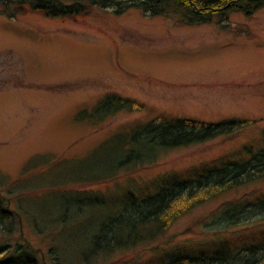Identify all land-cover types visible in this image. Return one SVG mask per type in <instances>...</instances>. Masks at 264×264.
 Here are the masks:
<instances>
[{
	"label": "rangeland",
	"instance_id": "obj_1",
	"mask_svg": "<svg viewBox=\"0 0 264 264\" xmlns=\"http://www.w3.org/2000/svg\"><path fill=\"white\" fill-rule=\"evenodd\" d=\"M223 22L185 24L171 14H143L133 7L119 14L94 8L69 17L29 9L0 14V173L10 179L3 192L22 177L17 186L39 188L20 195L19 202L27 214L49 225L64 198L87 197L75 192L81 188L103 190L98 198L104 204L85 200L79 221L55 234L60 264H75L82 257L97 227L130 190L145 189L168 170L197 173L202 162L246 158L264 146V6L249 16L232 12ZM107 91L140 100L144 107L95 116ZM160 114L249 122L158 151L146 139L125 147L133 125L156 121ZM126 155L135 163L116 171ZM26 163L37 168L25 172ZM260 188L264 179L223 190L202 185L189 198L202 200L160 237L101 256L95 264L123 259L153 264L165 260V249L167 258L170 250L198 253L208 249L204 246L212 238L240 237L246 228L252 236H264V225L253 227L252 220L242 229V224L219 228L225 224L218 216L221 208ZM23 228L38 264H56L52 239L25 221Z\"/></svg>",
	"mask_w": 264,
	"mask_h": 264
},
{
	"label": "trees",
	"instance_id": "obj_2",
	"mask_svg": "<svg viewBox=\"0 0 264 264\" xmlns=\"http://www.w3.org/2000/svg\"><path fill=\"white\" fill-rule=\"evenodd\" d=\"M263 6L264 0H0V14L10 16L29 9L49 17H69L86 15L94 8H110L113 13L119 14L133 7L143 14H171L185 24L214 21L220 26H225L223 21L228 20L230 13L241 12L249 16ZM143 107L144 103L140 100L107 91L95 107V116L99 112L100 116L119 109L132 110ZM158 117L156 121L150 119L133 125L131 138H128L125 147H130L131 143L137 141L136 139H146L155 143L158 151L159 147L203 141L240 128L249 122L247 118L238 117L217 121L174 114H160ZM96 119H93V122ZM154 157L149 160H153ZM128 159L126 155L120 160L116 171L127 164L135 163L133 161L129 163ZM27 165L28 163L24 167L25 172L37 168ZM199 165H203V170L197 173L168 170L152 178L145 189L130 190L114 206L111 216L97 227L92 237L90 235L91 243L75 264H95L97 258L112 255L118 249H131L139 243L157 239L174 220L202 200L197 197L189 199L202 185L214 184L219 187L218 190H223L264 179V146L246 158L218 159L213 163L202 162ZM114 173L100 180L112 178ZM168 174H173L174 178L165 177ZM129 177L133 178L132 175ZM21 179L23 177L12 181L14 183L11 188L3 192L2 187L10 183V179L4 173H0V264H38L32 242L25 238L24 221L41 236H49L52 239V245L55 251L57 250V255L52 258L56 264H60V254L54 244L55 234L64 231L70 222L79 221L85 214V200L94 205L104 204V200L98 198L103 190L91 191L88 188H81L82 190L75 191L77 193L83 191L87 197L64 198L63 209L59 210L52 218V223L47 225L27 214L19 202L20 195L39 189H24L17 186V181ZM15 193L17 195L12 196ZM71 201L72 204L68 207ZM218 216L225 221V224L219 227L221 229L240 224L242 229L250 226L247 225L249 220L254 222L253 227L261 228L264 225V188L252 190L246 197L233 200L231 206L225 205L221 208ZM246 231L248 228L239 231L240 237L236 235L226 238L214 237L207 241L208 244L211 243L210 246H204L208 249L198 253L170 250L167 258L169 250L165 249L163 251L166 253L165 260L155 261L153 264H264V236H252L253 233L248 234ZM217 243L221 245L220 248H217ZM51 251L54 250L50 247ZM113 264L132 263L123 259Z\"/></svg>",
	"mask_w": 264,
	"mask_h": 264
}]
</instances>
